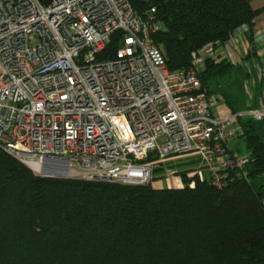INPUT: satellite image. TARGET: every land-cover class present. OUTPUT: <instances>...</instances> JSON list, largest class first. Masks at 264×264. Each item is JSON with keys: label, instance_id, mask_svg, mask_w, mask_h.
Segmentation results:
<instances>
[{"label": "built area", "instance_id": "obj_1", "mask_svg": "<svg viewBox=\"0 0 264 264\" xmlns=\"http://www.w3.org/2000/svg\"><path fill=\"white\" fill-rule=\"evenodd\" d=\"M161 28L155 7L141 16L130 0H0V147L46 176L146 184L157 163L188 156L200 166L190 186L248 179L232 125L264 122V105L221 118L200 76L220 54L250 65L247 27L177 70L155 43Z\"/></svg>", "mask_w": 264, "mask_h": 264}, {"label": "trees", "instance_id": "obj_2", "mask_svg": "<svg viewBox=\"0 0 264 264\" xmlns=\"http://www.w3.org/2000/svg\"><path fill=\"white\" fill-rule=\"evenodd\" d=\"M130 1L141 16L156 8L155 43L170 70L187 68L206 44L226 45L244 25L245 58L255 62L251 0ZM116 49L113 41L105 53ZM243 66L220 54L200 74L202 89L232 114L246 103ZM236 122L232 146L249 153V178L222 188L198 176L190 186L185 173L182 187L40 175L0 147V264H264V122Z\"/></svg>", "mask_w": 264, "mask_h": 264}, {"label": "rangeland", "instance_id": "obj_3", "mask_svg": "<svg viewBox=\"0 0 264 264\" xmlns=\"http://www.w3.org/2000/svg\"><path fill=\"white\" fill-rule=\"evenodd\" d=\"M243 67L246 70V72L249 73V76L246 77V79L243 82L246 103L238 106L239 108H241V110L248 108L249 106H259V100H258L259 96H257V92H256V87L259 79L258 66L257 64H255V62L250 61L249 66H243ZM226 81L227 82L229 81L228 78H224L222 80L224 88L227 86V85L225 86ZM214 106L221 118L230 116L232 114L231 108L226 104L222 96L219 97L214 95ZM237 126H238L237 122L233 123L232 125V127H237ZM236 140L237 137L231 141V144H234ZM151 155L152 156L149 155V157L147 158L148 160H152L153 159L152 157L155 158L158 157L156 154H151ZM157 164L158 165L155 166L154 176L152 180L148 182L149 184H152L155 187H164V186L182 187L185 184L182 174L185 173L188 178L193 179L192 173H194V171L200 168L199 162L196 159H190L188 156L172 158L169 160L161 161V163H157ZM29 167L32 169L33 172L35 171L31 166ZM173 171H175V173H173ZM36 172L37 171H35V173ZM177 176L178 179H181L182 181L178 183L179 184L181 183L182 185L170 186L171 183L169 184V180H171L173 177H176L175 179H177ZM204 177L206 176L204 175Z\"/></svg>", "mask_w": 264, "mask_h": 264}, {"label": "crops", "instance_id": "obj_4", "mask_svg": "<svg viewBox=\"0 0 264 264\" xmlns=\"http://www.w3.org/2000/svg\"><path fill=\"white\" fill-rule=\"evenodd\" d=\"M251 6L258 13L254 19L253 43L255 46V64L258 66L259 79L256 87L259 104L264 105V0H251ZM250 40L246 38V47L249 52ZM236 59H241L240 53H235ZM251 61L250 59H248ZM262 99V100H261Z\"/></svg>", "mask_w": 264, "mask_h": 264}]
</instances>
